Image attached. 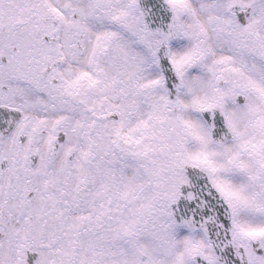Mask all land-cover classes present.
<instances>
[{
	"label": "snow or ice",
	"instance_id": "snow-or-ice-1",
	"mask_svg": "<svg viewBox=\"0 0 264 264\" xmlns=\"http://www.w3.org/2000/svg\"><path fill=\"white\" fill-rule=\"evenodd\" d=\"M0 264H264V0H0Z\"/></svg>",
	"mask_w": 264,
	"mask_h": 264
}]
</instances>
